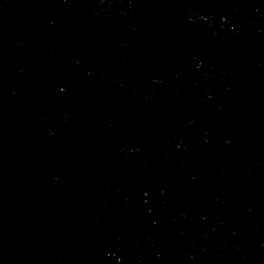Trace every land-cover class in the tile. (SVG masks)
Listing matches in <instances>:
<instances>
[{"label":"water","instance_id":"1","mask_svg":"<svg viewBox=\"0 0 264 264\" xmlns=\"http://www.w3.org/2000/svg\"><path fill=\"white\" fill-rule=\"evenodd\" d=\"M0 264H264V0H0Z\"/></svg>","mask_w":264,"mask_h":264}]
</instances>
